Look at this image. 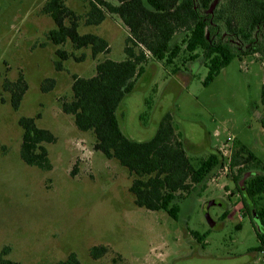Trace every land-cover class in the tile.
<instances>
[{"label":"rangeland","instance_id":"rangeland-1","mask_svg":"<svg viewBox=\"0 0 264 264\" xmlns=\"http://www.w3.org/2000/svg\"><path fill=\"white\" fill-rule=\"evenodd\" d=\"M49 1L0 0V257L8 247L7 258L22 264L57 263L71 253L83 264H251V253L260 247L257 232L264 233V227L243 217V200L225 173L180 203L178 221L164 211L139 208L129 192L128 171L95 152L93 134L79 131L63 113L60 100L70 96L73 75H92L97 60L89 51H77L78 57L86 55L84 61L70 59L64 71H56L57 47L46 38L54 22L42 13ZM66 5L82 16L89 10V0H66ZM80 31L104 37L109 57L125 59L129 33L119 17L108 15L97 27L82 24ZM64 48L72 51L70 45ZM183 71L173 75L161 64L149 65L121 104L125 134L149 141L170 114L194 165L217 149L229 159L238 143L264 162L261 58H235L207 87L204 64ZM21 74L29 89L15 111L3 86ZM49 78L56 86L44 93L42 83ZM38 115V126L57 137L48 145L50 171L28 166L20 156L19 119ZM191 232L206 239L198 241ZM99 245L108 246L109 253L94 260L90 249Z\"/></svg>","mask_w":264,"mask_h":264},{"label":"trees","instance_id":"trees-1","mask_svg":"<svg viewBox=\"0 0 264 264\" xmlns=\"http://www.w3.org/2000/svg\"><path fill=\"white\" fill-rule=\"evenodd\" d=\"M214 1L89 0V10L82 16L70 9L66 0H50L42 13L54 22L46 38L47 43L57 47L56 71H64V63L70 59L84 61L86 55L78 57L77 51H89L92 59L97 60L92 75H73L70 96L60 100V107L79 131L93 134L95 152L115 160L128 171L133 178L129 192L137 207L164 211L178 221L180 203L204 191L209 181L225 173L243 200V217L257 219L264 227V162L247 146L234 145L229 159L217 149L204 158H196L194 165L172 115L162 118L149 141L129 138L123 127L126 114L121 112V104L136 90L151 63L170 68L173 75L204 64L208 69L203 81L206 87L237 57L258 55L264 63V0H219L209 13ZM108 15L119 17L129 33L122 61L109 57L111 47L107 39L80 31L82 24L100 26ZM67 45L72 51L64 48ZM101 55L103 59H99ZM55 86L54 79H46L42 91L51 92ZM3 89L10 93L12 108L18 111L29 89L25 76L21 74L15 82L5 81ZM40 118L38 115L19 119L23 130L20 156L28 166L50 171L53 166L48 145L56 143L57 137L38 126ZM247 174L250 176L241 187ZM191 235L198 241L206 239L198 232ZM257 238L260 247L256 251L260 252L264 249V233L257 232ZM9 252L8 247L3 250L0 264H22L8 259ZM108 253L109 247L104 245L90 249L94 260ZM51 264L83 263L76 253H71L65 260Z\"/></svg>","mask_w":264,"mask_h":264},{"label":"water","instance_id":"water-1","mask_svg":"<svg viewBox=\"0 0 264 264\" xmlns=\"http://www.w3.org/2000/svg\"><path fill=\"white\" fill-rule=\"evenodd\" d=\"M219 3V0H215L214 3L211 5V8L210 10L208 11L209 13H212L214 11V9L216 8V6L218 5ZM250 176V174H247L244 179L240 182V186L241 187H244V183L246 181V179ZM208 210V208H207ZM206 218H207V221L209 222V224L213 227L215 226V222L214 220L211 218V216L209 215V212L206 211Z\"/></svg>","mask_w":264,"mask_h":264},{"label":"crops","instance_id":"crops-1","mask_svg":"<svg viewBox=\"0 0 264 264\" xmlns=\"http://www.w3.org/2000/svg\"><path fill=\"white\" fill-rule=\"evenodd\" d=\"M261 251H253L250 255L249 263L251 264H260Z\"/></svg>","mask_w":264,"mask_h":264},{"label":"flooded vegetation","instance_id":"flooded-vegetation-1","mask_svg":"<svg viewBox=\"0 0 264 264\" xmlns=\"http://www.w3.org/2000/svg\"><path fill=\"white\" fill-rule=\"evenodd\" d=\"M261 122H262V124L264 126V107H263V114H262Z\"/></svg>","mask_w":264,"mask_h":264},{"label":"built area","instance_id":"built-area-1","mask_svg":"<svg viewBox=\"0 0 264 264\" xmlns=\"http://www.w3.org/2000/svg\"><path fill=\"white\" fill-rule=\"evenodd\" d=\"M261 254L264 255V249L261 251Z\"/></svg>","mask_w":264,"mask_h":264}]
</instances>
